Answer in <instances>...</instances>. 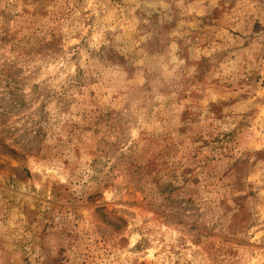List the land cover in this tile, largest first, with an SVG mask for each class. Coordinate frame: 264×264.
Here are the masks:
<instances>
[{
	"label": "rangeland",
	"instance_id": "1",
	"mask_svg": "<svg viewBox=\"0 0 264 264\" xmlns=\"http://www.w3.org/2000/svg\"><path fill=\"white\" fill-rule=\"evenodd\" d=\"M0 264H264V0H0Z\"/></svg>",
	"mask_w": 264,
	"mask_h": 264
}]
</instances>
